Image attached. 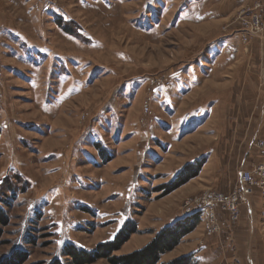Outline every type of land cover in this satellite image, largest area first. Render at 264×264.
<instances>
[{
	"label": "rangeland",
	"instance_id": "374dc122",
	"mask_svg": "<svg viewBox=\"0 0 264 264\" xmlns=\"http://www.w3.org/2000/svg\"><path fill=\"white\" fill-rule=\"evenodd\" d=\"M263 10L264 0H0V264L65 261L66 247L92 252L125 227L135 233L110 258L127 256L205 192L237 191L240 171L255 183L237 221L217 206L219 232L201 218L194 230L217 242L206 264H247L246 251L264 264ZM204 108L206 125H178ZM179 174L191 178L170 191ZM181 251L158 264H199Z\"/></svg>",
	"mask_w": 264,
	"mask_h": 264
},
{
	"label": "trees",
	"instance_id": "16d2710c",
	"mask_svg": "<svg viewBox=\"0 0 264 264\" xmlns=\"http://www.w3.org/2000/svg\"><path fill=\"white\" fill-rule=\"evenodd\" d=\"M180 175L177 176L170 191L177 189L191 178L187 176L188 178L182 180L183 178H179ZM200 220L199 214L179 218L160 231L155 239L143 249L127 256L110 258V255L118 251L128 238L135 233L133 229L130 230L125 227L115 235L112 241L98 245L92 252L77 249L73 246L66 247L63 253L66 260H55L52 264H92L98 259H107L111 264H158L160 256L171 252L184 236L194 231ZM6 223L5 214L0 210V224L4 226ZM22 258H24L23 254H13V256L6 259V264H18ZM168 264L182 263L172 261Z\"/></svg>",
	"mask_w": 264,
	"mask_h": 264
},
{
	"label": "built area",
	"instance_id": "2783aa9c",
	"mask_svg": "<svg viewBox=\"0 0 264 264\" xmlns=\"http://www.w3.org/2000/svg\"><path fill=\"white\" fill-rule=\"evenodd\" d=\"M254 23L257 29L262 30L261 17L255 16ZM159 85L163 86L165 84L161 83ZM260 172H264V169H260ZM237 182L238 187L237 191L235 192L228 193L227 195L216 192H205L201 197L196 198L194 201H192V203L194 202L192 205L187 203L186 214H199L200 218L205 223L207 233H218L220 227L215 216V209L217 206H220L224 211L228 212L230 214L231 220L235 222L237 221L239 216L238 214L240 203L244 204L246 207L249 204V200L245 197L244 186L253 185L255 183L253 176L249 173L240 171L237 174Z\"/></svg>",
	"mask_w": 264,
	"mask_h": 264
},
{
	"label": "crops",
	"instance_id": "0c3cea01",
	"mask_svg": "<svg viewBox=\"0 0 264 264\" xmlns=\"http://www.w3.org/2000/svg\"><path fill=\"white\" fill-rule=\"evenodd\" d=\"M188 91H190V90H188ZM188 91L185 93H190ZM185 93L182 92V94L180 96L177 95L176 97L174 95L171 96V100H170L171 115L173 113H176V111H177L176 107H175V104H176L175 98H176V100L185 99V98H187V95H185ZM153 101L158 102V104H161L163 101V98L162 97H156L153 99ZM209 117H210V111L207 110L206 108H204L203 110L195 109L194 111L185 114L180 119V121H178V125H206L207 122L210 120ZM187 185H189V183ZM251 210L252 209L250 207L248 209L246 208V211H245L246 221H247L246 224L249 226L250 230H253L254 218H251L252 217L251 216L252 215ZM249 215L251 217H249ZM178 218H180V217H178ZM178 218H176V219H178ZM197 230L198 229H196L193 232H190L189 234L184 236L180 240L179 244L171 251V253L182 248V251H184L183 254H185V256H193L194 259L197 261V263L199 262V264H201V262H202V264H206L207 259H209L208 258V254H209L208 252L212 251V252H214L212 254H215V252L217 251V248H218L217 242L215 241V243H211V244L210 243H202V241H199V239H197L198 238ZM225 231H226V229H225ZM231 239H232V241L234 240V242H232L231 240H229V241L232 242L233 245H235L238 240H242V236L240 235V232H239L235 236H232ZM227 240H224V241H227ZM228 245H230L232 247L231 243H228ZM233 251H235V250L232 249L231 252L233 253ZM240 257L246 258L245 260H246L247 264H254L253 261L250 259L251 258L250 254H248L247 251L242 252Z\"/></svg>",
	"mask_w": 264,
	"mask_h": 264
}]
</instances>
